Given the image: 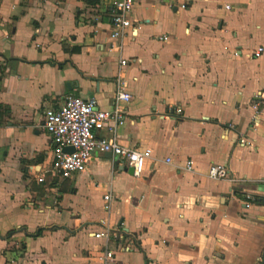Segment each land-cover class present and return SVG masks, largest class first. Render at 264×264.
Masks as SVG:
<instances>
[{"label":"crops","instance_id":"1","mask_svg":"<svg viewBox=\"0 0 264 264\" xmlns=\"http://www.w3.org/2000/svg\"><path fill=\"white\" fill-rule=\"evenodd\" d=\"M111 1L0 0V264H100L101 219L137 246L110 242L114 264H260L264 205L244 208L240 197L263 189L264 109L250 121L251 95L264 89V53L252 56L264 46V0H193L185 10L135 0L132 30L115 38ZM121 59L132 98L116 133L152 151L142 174L95 153L69 192L60 179L37 183L29 170L51 149L44 109L67 95L113 108ZM212 163L235 180L209 178Z\"/></svg>","mask_w":264,"mask_h":264},{"label":"built area","instance_id":"2","mask_svg":"<svg viewBox=\"0 0 264 264\" xmlns=\"http://www.w3.org/2000/svg\"><path fill=\"white\" fill-rule=\"evenodd\" d=\"M101 2L109 0H98ZM193 0H165L170 8L185 10ZM135 0H112L111 5V37L120 36L126 29L132 30L133 21L131 12ZM225 8L229 9L228 5ZM166 40V36L157 37ZM264 53V46H258L252 56L259 57ZM125 59L120 60V66L115 81L114 106L111 109L98 107L94 98L83 99L79 96L67 95L56 108H46L43 111L42 128L49 135L51 141L50 157L39 169L34 167L29 170L30 175L37 183H44L47 177L53 180L65 179L75 173L85 172L95 153H110L115 156L117 165L133 169V176L139 177L146 165V161L152 157V151L148 148H131L120 143L117 138L116 128L126 122V104L132 96L127 87L124 66ZM251 107L253 114L250 124L252 127L259 125L260 114L264 109V89L256 90L251 95ZM180 115V107L174 109ZM107 128L110 135H98ZM227 130L234 125L228 123ZM237 144L253 148V143L246 135H240ZM65 147H71L72 151H65ZM170 161V159H167ZM185 171L193 170V161L187 159L184 164ZM207 175L211 179L235 180L229 168L222 164L209 165ZM263 188L256 193H245L240 197L244 208L253 204L264 205V180L259 182ZM102 209L107 214L110 212L112 195L106 192L103 196ZM100 229L93 233L96 239H102L104 244L97 253L96 259L100 264H114L115 250L109 246L110 242H118L116 250L129 252L137 249L133 237L124 231H118L108 224L107 219H101L98 223Z\"/></svg>","mask_w":264,"mask_h":264},{"label":"rangeland","instance_id":"3","mask_svg":"<svg viewBox=\"0 0 264 264\" xmlns=\"http://www.w3.org/2000/svg\"><path fill=\"white\" fill-rule=\"evenodd\" d=\"M74 176L69 177V178H65V179H60L58 181V187L61 188V192H69V188L74 184ZM58 180V179H56ZM56 183V182H55ZM41 214H39L38 216H40Z\"/></svg>","mask_w":264,"mask_h":264},{"label":"water","instance_id":"4","mask_svg":"<svg viewBox=\"0 0 264 264\" xmlns=\"http://www.w3.org/2000/svg\"><path fill=\"white\" fill-rule=\"evenodd\" d=\"M64 150L68 151V152H71L72 148L71 147H65ZM108 154L110 156V153H108ZM123 169L127 170L130 174H133V169L131 167L123 168ZM260 264H264V254H263V257H262V260H261Z\"/></svg>","mask_w":264,"mask_h":264},{"label":"trees","instance_id":"5","mask_svg":"<svg viewBox=\"0 0 264 264\" xmlns=\"http://www.w3.org/2000/svg\"><path fill=\"white\" fill-rule=\"evenodd\" d=\"M7 109L5 107H3L1 104H0V115L3 114ZM13 231H10L9 233H11ZM41 232V229L38 230V233Z\"/></svg>","mask_w":264,"mask_h":264}]
</instances>
